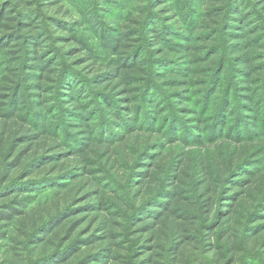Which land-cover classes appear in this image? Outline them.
Segmentation results:
<instances>
[{
    "label": "trees",
    "instance_id": "16d2710c",
    "mask_svg": "<svg viewBox=\"0 0 264 264\" xmlns=\"http://www.w3.org/2000/svg\"><path fill=\"white\" fill-rule=\"evenodd\" d=\"M112 3L0 0V264H264V0Z\"/></svg>",
    "mask_w": 264,
    "mask_h": 264
},
{
    "label": "rangeland",
    "instance_id": "374dc122",
    "mask_svg": "<svg viewBox=\"0 0 264 264\" xmlns=\"http://www.w3.org/2000/svg\"><path fill=\"white\" fill-rule=\"evenodd\" d=\"M87 17L90 18L91 26L96 29L101 30L103 26H108L114 28V21L111 18L114 12V7L112 2L116 1L121 4V6L128 7L139 5L140 0H110L111 2H106L101 0L100 5H98V0H71Z\"/></svg>",
    "mask_w": 264,
    "mask_h": 264
}]
</instances>
